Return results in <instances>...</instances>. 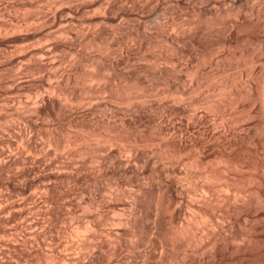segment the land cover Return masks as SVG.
Instances as JSON below:
<instances>
[{
  "label": "clouds",
  "instance_id": "9594fccd",
  "mask_svg": "<svg viewBox=\"0 0 264 264\" xmlns=\"http://www.w3.org/2000/svg\"><path fill=\"white\" fill-rule=\"evenodd\" d=\"M262 149L264 0H0V264H264Z\"/></svg>",
  "mask_w": 264,
  "mask_h": 264
},
{
  "label": "bare ground",
  "instance_id": "6f19581e",
  "mask_svg": "<svg viewBox=\"0 0 264 264\" xmlns=\"http://www.w3.org/2000/svg\"><path fill=\"white\" fill-rule=\"evenodd\" d=\"M262 151H264V149H262ZM234 154L239 156L241 154V150L240 149H236V152Z\"/></svg>",
  "mask_w": 264,
  "mask_h": 264
}]
</instances>
